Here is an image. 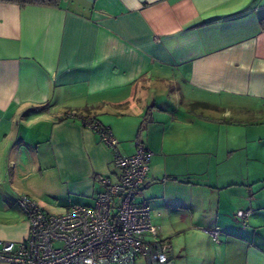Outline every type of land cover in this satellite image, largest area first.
Wrapping results in <instances>:
<instances>
[{
  "label": "crops",
  "instance_id": "obj_1",
  "mask_svg": "<svg viewBox=\"0 0 264 264\" xmlns=\"http://www.w3.org/2000/svg\"><path fill=\"white\" fill-rule=\"evenodd\" d=\"M82 117L151 150L172 264H264V0L0 1V239L28 233L19 194L58 214L117 179Z\"/></svg>",
  "mask_w": 264,
  "mask_h": 264
},
{
  "label": "built area",
  "instance_id": "obj_2",
  "mask_svg": "<svg viewBox=\"0 0 264 264\" xmlns=\"http://www.w3.org/2000/svg\"><path fill=\"white\" fill-rule=\"evenodd\" d=\"M82 119L112 149L117 179L102 178L103 189L94 206L75 204L58 214L19 194L16 200L26 215L28 233L18 241L0 239V264H136L139 257L145 264H172L171 243L156 236L149 204L137 200L151 150L134 139L132 151L122 154L108 125ZM251 212V208L240 209L236 215L243 222ZM219 231V227L206 229L214 240Z\"/></svg>",
  "mask_w": 264,
  "mask_h": 264
},
{
  "label": "trees",
  "instance_id": "obj_3",
  "mask_svg": "<svg viewBox=\"0 0 264 264\" xmlns=\"http://www.w3.org/2000/svg\"><path fill=\"white\" fill-rule=\"evenodd\" d=\"M0 1L13 2V3H17L19 5L36 4V5H44V6H57L61 0H0ZM191 105L193 107H195V106L208 107L209 104H207V103H192ZM68 113L69 112H67V114ZM86 119H88V118H86Z\"/></svg>",
  "mask_w": 264,
  "mask_h": 264
},
{
  "label": "rangeland",
  "instance_id": "obj_4",
  "mask_svg": "<svg viewBox=\"0 0 264 264\" xmlns=\"http://www.w3.org/2000/svg\"><path fill=\"white\" fill-rule=\"evenodd\" d=\"M53 212H57V211H53ZM53 212H52V213H53Z\"/></svg>",
  "mask_w": 264,
  "mask_h": 264
}]
</instances>
